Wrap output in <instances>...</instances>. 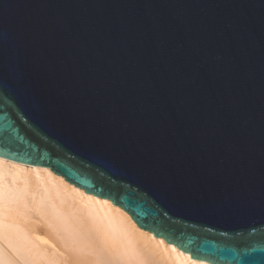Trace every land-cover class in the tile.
I'll use <instances>...</instances> for the list:
<instances>
[{"label":"water","instance_id":"water-1","mask_svg":"<svg viewBox=\"0 0 264 264\" xmlns=\"http://www.w3.org/2000/svg\"><path fill=\"white\" fill-rule=\"evenodd\" d=\"M0 157L264 264V0H0Z\"/></svg>","mask_w":264,"mask_h":264},{"label":"bare ground","instance_id":"bare-ground-1","mask_svg":"<svg viewBox=\"0 0 264 264\" xmlns=\"http://www.w3.org/2000/svg\"><path fill=\"white\" fill-rule=\"evenodd\" d=\"M31 212L45 223L43 231L29 224ZM0 264L209 263L191 259L139 228L119 206L51 170L0 157Z\"/></svg>","mask_w":264,"mask_h":264},{"label":"rangeland","instance_id":"rangeland-1","mask_svg":"<svg viewBox=\"0 0 264 264\" xmlns=\"http://www.w3.org/2000/svg\"><path fill=\"white\" fill-rule=\"evenodd\" d=\"M31 220H30V222H29V224L31 225V226H34L35 228H39L38 230H41V231H43L42 229H45V223L39 218V217H37L36 218V216L34 215V213H32L31 212ZM38 221V222H37ZM88 253V254H87ZM87 254V255H86ZM93 253H89V252H85V256L86 257H89V258H92L93 257V255H92ZM91 255V256H90Z\"/></svg>","mask_w":264,"mask_h":264}]
</instances>
